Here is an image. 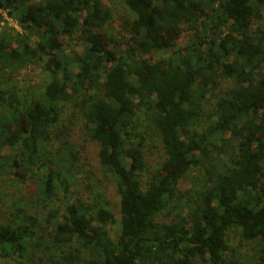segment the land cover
<instances>
[{"label": "trees", "instance_id": "1", "mask_svg": "<svg viewBox=\"0 0 264 264\" xmlns=\"http://www.w3.org/2000/svg\"><path fill=\"white\" fill-rule=\"evenodd\" d=\"M103 1L0 0L25 31L0 26V179L37 175L48 201L75 185L82 151L57 129L75 101L120 196L119 234L99 202H67L50 233L20 209L0 222V259L49 237L86 252L70 264H264V0H123L135 19L121 42L104 32L112 13ZM75 40L81 53L69 51ZM43 62L51 80L41 95L23 101L6 89L7 71ZM139 114L161 137L156 170ZM194 169L200 187L183 191ZM236 233L259 248L254 259L234 246Z\"/></svg>", "mask_w": 264, "mask_h": 264}, {"label": "rangeland", "instance_id": "2", "mask_svg": "<svg viewBox=\"0 0 264 264\" xmlns=\"http://www.w3.org/2000/svg\"><path fill=\"white\" fill-rule=\"evenodd\" d=\"M39 1L41 0H32V3L36 4L39 3ZM103 5L110 9L112 13V19L106 26L104 32L109 37L120 42L121 40L129 39L130 36L125 32L124 25L135 19L134 14L131 13L123 0H104ZM15 20L19 23L17 19ZM262 24L264 25V21L258 24L256 28ZM5 25H0L2 30L6 27L9 31H13L9 25ZM20 29L22 34H25L21 25ZM77 36L78 35H76V37ZM185 36V33H183V37L179 39L177 44L178 49H183L185 47L187 43V38ZM35 41V38L32 39L33 46ZM14 46L17 47L18 43L15 42ZM71 49L81 53L83 51V44L75 40L71 43L69 51ZM155 56L158 59L167 58L168 54L162 52L161 54H155ZM6 74L4 76L10 79L6 89L11 91L14 95H17V97L23 101H32L37 96L41 95L51 80V74L46 67V62L30 65L21 72L14 74L11 71H7ZM232 86V82L227 81L223 88L227 89ZM211 105L212 102L208 103L205 112L211 113ZM138 117L140 131L143 133L144 131L148 132L146 136L150 139L146 150L150 166L152 169L156 170L164 159L161 137L145 120L143 114H139ZM86 125V119L81 110H79L77 103L74 101L68 104L64 109L59 127L57 128L59 131H68L65 137H69L74 145L78 146L79 151H82L80 154V163L76 170L75 185H71L66 194L59 192L58 197H56L54 201H48L39 192V177L37 175L28 173L25 175L24 181H20V177L11 173L2 174L0 179V209L2 211V219L0 222L5 224L7 220L22 214L19 210L23 209L27 214L37 217L39 222L50 233L56 224L64 222V218L67 214L64 204L67 202L75 203L78 199L87 204L99 202L101 205H107L116 219V223L110 225L109 228L111 236L114 239L118 236L121 222L120 196L113 180H108L103 174L98 155L99 147L87 136ZM55 145L59 146V141H57V143L55 142ZM55 149L56 148H54V150ZM200 173V169L190 171L182 182L181 189L183 191L199 189L200 185L198 178ZM234 238L233 244L241 250V255L246 258L248 257V259H254L258 254L257 251H259V248H256V245L253 243L242 241L240 239V233H236ZM31 252L34 253L32 262L29 261ZM85 253L86 252H84L77 243L70 246H57L54 240L48 237L43 241L41 248H29V253H27L25 257L1 258L0 264H56L58 262H61V264H70V258L76 257V261H79V258H85ZM66 257L67 261L64 260ZM78 263L79 262H75L73 264Z\"/></svg>", "mask_w": 264, "mask_h": 264}, {"label": "built area", "instance_id": "3", "mask_svg": "<svg viewBox=\"0 0 264 264\" xmlns=\"http://www.w3.org/2000/svg\"><path fill=\"white\" fill-rule=\"evenodd\" d=\"M0 17H1V21H2V25H9L12 30L16 33H19V34H22V31L20 29V25L19 23L15 20L14 17H11L9 15V12L8 11H5L3 9H0ZM5 25V26H7Z\"/></svg>", "mask_w": 264, "mask_h": 264}]
</instances>
